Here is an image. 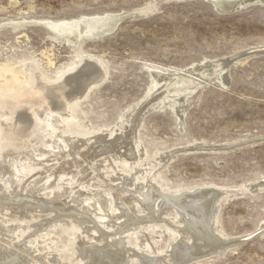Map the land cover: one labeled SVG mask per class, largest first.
<instances>
[{
    "label": "rangeland",
    "instance_id": "1",
    "mask_svg": "<svg viewBox=\"0 0 264 264\" xmlns=\"http://www.w3.org/2000/svg\"><path fill=\"white\" fill-rule=\"evenodd\" d=\"M121 12L129 15L113 31L80 38L75 46L40 22ZM76 52L95 59L101 79L81 92L74 84L64 87L62 96L80 94L63 108L65 128L56 142L67 147L55 149L58 161L54 154L39 155L50 148L40 146L32 129L41 126L36 118L43 119L48 106L33 83L21 97L0 105V176L8 169L1 166L4 161L28 169L21 182L25 190L0 181V264H96L89 251L95 246L105 253L122 250L109 264H126L129 257L142 264H264V0H247L232 12L219 11L210 0H0V67L34 62L54 79L76 60ZM205 59L225 60L227 69L215 72ZM192 64L196 71L167 89L186 94L179 118L173 98L159 99L161 89L148 92V67L174 73ZM89 179L90 185L81 187ZM213 186L220 190L204 225L223 244L180 259L177 252L199 243L186 227V212L199 211L189 199ZM245 187L253 191L229 197L223 192ZM172 194L184 199L174 203ZM95 198L102 206L89 209ZM124 199L139 200V212H131ZM108 207H116L115 216ZM167 209H175L179 221L173 214L163 216ZM106 213L110 218L104 221L113 229L97 227L98 234L91 232L92 239L80 244L73 225L90 229L99 224L94 215ZM144 224L155 226L130 239ZM173 228L190 231V240L173 241ZM143 245L147 256L138 252Z\"/></svg>",
    "mask_w": 264,
    "mask_h": 264
},
{
    "label": "bare ground",
    "instance_id": "2",
    "mask_svg": "<svg viewBox=\"0 0 264 264\" xmlns=\"http://www.w3.org/2000/svg\"><path fill=\"white\" fill-rule=\"evenodd\" d=\"M211 4L216 7L219 11L222 10H232L235 9L238 6H241L242 4H244L245 2L247 3V0H210ZM140 14L146 13V12H142L140 11ZM127 12H121V13H105V14H96V15H89V16H80L77 18H71V19H55V20H50V19H41L40 22H42V24H44L45 26H47L48 30H50L52 32V34L54 36H59V37H64V39L66 40L67 43H69L72 46L77 45L78 41L80 38H85V37H89L90 36H101L104 35L106 33H109L111 31H113L117 25L118 22L121 20V18L126 15ZM41 24V25H42ZM18 26V25H17ZM44 26V27H45ZM16 27V25L14 26ZM82 27V28H80ZM16 29V28H14ZM22 39V37H21ZM23 44V43H22ZM69 45V46H70ZM77 53V52H76ZM82 53V52H81ZM81 53H77L75 55V61H73L72 63H70L65 69L62 70H58L56 73L55 78H51L47 75H45L43 72H41L37 66L36 63L32 62L31 65H24L23 67L20 68H6V67H0V105L5 104L6 100L9 99L10 97L14 98L13 100H16L21 93H23V91H26V89H28V87L30 86V84H34L35 87L38 89V92L42 95V102L46 103V105L48 106V111L46 110L45 112V117H43V119L40 118H36V123H40V127H33L32 132L33 133H37V135L39 134V139H38V143L40 144V146L44 147V148H50L48 151L46 152H42L39 153V155H44L45 153L48 155H52L54 154L55 156H53V159H56L57 156L59 154H56L58 152L55 151V149H59L62 150L64 147H67L66 144H57V140L60 139L62 136H60V133H63L61 131H63L64 124H65V119H64V115L67 113V111H64V109L66 108V110L71 106L72 102H75L76 97L74 95L76 94H80V89L83 90L82 88L85 87V85H88V87L95 83L96 81H98V79H101V74H100V70L98 67V63L95 61V59L91 58L92 56H85L82 55ZM206 60V59H205ZM215 60V59H214ZM51 61V60H50ZM202 63V62H201ZM200 63V64H201ZM205 65H207L210 68H213L212 70H214L216 67V69L220 68V70H226L227 69V61L225 60H217V61H212V59L210 60H206L204 62ZM5 66V65H4ZM186 68V67H185ZM197 68V64H192L189 65V67H187L184 70H179L177 72L174 73H165L163 72L161 69H159L156 66H149V72H150V76H151V86L148 89L149 91H153V90H160L159 92V99H161L163 96H167V97H171L173 98L176 102L175 105H173V109L176 112V115L181 118L182 114H181V107L183 106V100L184 96L186 94H183V92L181 91V89L179 88H175V90L171 93H168L167 89L168 86L170 85H177L182 83V80L184 79V77H188V75H192V73L194 71H196ZM202 68V67H201ZM101 69V68H100ZM191 69V71H189ZM38 70V71H37ZM165 70V69H164ZM167 70V69H166ZM203 70V69H202ZM215 71V70H214ZM211 72V71H210ZM217 72V71H215ZM199 73V72H198ZM201 73V72H200ZM213 73V72H212ZM47 74V73H46ZM195 74V73H194ZM196 75V74H195ZM201 75V74H200ZM183 77V79H182ZM190 77V76H189ZM193 77V76H192ZM202 77V75H201ZM194 78V77H193ZM195 80V79H194ZM100 81V80H99ZM198 82V81H197ZM69 86V84H74L75 87H77L76 89H78L79 91H75V92H71L67 95H63L62 96V92L64 87ZM198 84V83H197ZM94 85V84H93ZM92 85V86H93ZM33 87V86H32ZM31 87V88H32ZM30 88V89H31ZM34 88V87H33ZM32 88V89H33ZM30 89L28 91H30ZM31 89V90H32ZM35 89V88H34ZM36 89V90H37ZM186 91V90H185ZM184 91V92H185ZM31 92V91H30ZM37 92V93H38ZM87 92V91H85ZM27 93V91H26ZM151 93V92H150ZM36 94V93H35ZM153 94V93H152ZM157 94V93H156ZM22 95V94H21ZM31 95V94H30ZM163 95V96H162ZM21 97V96H20ZM82 96H80L81 98ZM144 97L145 100V104L148 102V100L150 99V95L148 93H146ZM166 97V98H167ZM79 99V97H78ZM143 99V98H142ZM179 99V100H178ZM143 101V100H141ZM144 104V103H143ZM142 105V104H141ZM136 107V106H135ZM140 107V106H139ZM149 107V106H148ZM64 108V109H63ZM137 110V109H136ZM40 113V112H39ZM133 113V112H132ZM138 114V113H137ZM133 114H131L132 116ZM133 117H135L133 115ZM132 117V118H133ZM131 120V119H130ZM129 122V121H128ZM133 123V122H132ZM135 126H136V122ZM139 123V122H138ZM137 123V124H138ZM2 122L0 121V143L3 140V128H2ZM134 125V124H133ZM126 126V125H125ZM130 126V125H129ZM132 126V124H131ZM130 126V127H131ZM134 126V127H135ZM128 127V126H127ZM110 128V127H109ZM126 129V127H124ZM133 129V127H131ZM136 128V127H135ZM118 129V128H117ZM129 129V128H128ZM105 130V129H104ZM110 130V129H109ZM135 130V129H134ZM107 131V130H106ZM131 132V131H130ZM136 133V132H135ZM134 133V135H135ZM121 134V133H120ZM119 134V135H120ZM126 134V131L122 132V135ZM129 134V133H128ZM63 135V134H62ZM65 137V136H64ZM76 137V136H75ZM129 139L131 136H129ZM70 139V138H69ZM83 139V138H82ZM67 140V139H66ZM57 141V142H56ZM65 141V140H64ZM85 141V140H84ZM131 141V147L133 149L138 150L139 148L136 147L135 143L133 142V138L131 137V139L129 140ZM5 143V142H4ZM68 143V142H67ZM72 143V142H71ZM70 143V144H71ZM69 144V143H68ZM85 146V145H84ZM91 146V145H90ZM1 147V146H0ZM3 147V146H2ZM37 147V146H36ZM87 147V146H86ZM85 147V148H86ZM102 147V146H101ZM139 147V146H138ZM91 147L87 148L86 150L89 151ZM83 149V148H82ZM38 150V149H36ZM40 150V149H39ZM45 150V149H44ZM81 150V149H80ZM165 151V150H164ZM33 152V151H32ZM68 152V151H67ZM36 155V153H35ZM62 156V155H61ZM21 157V156H20ZM36 157V156H35ZM39 157V156H38ZM43 157V156H42ZM41 158V157H40ZM44 158V157H43ZM42 158V159H43ZM39 159V158H37ZM40 161V160H39ZM58 161V158H57ZM106 162V161H105ZM55 163V162H54ZM85 164V163H84ZM90 164V163H89ZM88 164V165H89ZM92 164V163H91ZM94 164V163H93ZM83 165V164H82ZM87 165V166H88ZM95 165V164H94ZM1 166H6L7 172L5 175H1L0 176V181L1 183H5V182H10V183H15L16 186L19 187L20 190H25L26 188L23 187V185H21V182H23L24 178L28 175V169L27 167L24 168V166L20 165H15L12 163H9L7 161H4V163ZM92 165H90L89 169L91 168ZM79 167V166H78ZM98 167V166H97ZM1 168V167H0ZM29 168V167H28ZM37 168V167H36ZM81 168V167H80ZM88 168V167H87ZM30 169V168H29ZM35 169V168H34ZM70 169V168H69ZM82 169V168H81ZM102 169V168H101ZM32 170V168H31ZM92 170V169H90ZM31 172V171H30ZM61 174H65L63 171L60 172ZM31 174V173H30ZM50 174V173H49ZM60 174V175H61ZM103 174V173H102ZM88 175V174H87ZM62 176V175H61ZM82 176V175H81ZM48 177V176H47ZM89 177V176H88ZM27 178V177H26ZM50 178V176L48 177ZM81 178V177H80ZM97 178V177H96ZM51 179V178H50ZM78 179V178H77ZM68 180V179H67ZM66 180V181H67ZM102 180V179H101ZM146 180V179H145ZM48 181V180H47ZM51 181H53L51 179ZM75 181V180H74ZM62 182V181H61ZM69 182V181H68ZM87 185L83 184V186L81 185V187L84 186H89L91 182V179L86 180ZM98 182V181H97ZM102 182V181H100ZM104 182V181H103ZM55 183V182H54ZM53 183V184H54ZM70 183V182H69ZM68 183V184H69ZM75 183V182H74ZM42 184V183H41ZM48 184V183H47ZM52 184V186H53ZM65 185H67L66 183H63ZM93 184V183H92ZM61 185V184H60ZM63 185V186H65ZM11 186V185H10ZM47 186V185H46ZM71 186V185H70ZM209 186V185H207ZM12 187V186H11ZM27 187V186H26ZM43 187V186H42ZM78 187V186H77ZM147 187V186H145ZM206 187V185H205ZM44 188V187H43ZM67 188V187H66ZM71 188V187H70ZM69 188V189H70ZM87 188V187H85ZM92 188V187H91ZM262 188V187H261ZM60 189V188H57ZM72 189V188H71ZM96 189V188H95ZM193 189V188H192ZM48 190V188L46 189ZM220 190V189H219ZM218 188H215L214 186L211 188H207V189H203V190H197L196 192H194V194L190 197L189 199V203H191V201H196L198 207H199V211H190V212H186V227L190 228L191 232H194L195 234H197V237H199V243H196L192 249L190 248V250L188 249L187 251L181 250L183 248H181L180 252L178 253V257L181 259L182 257L184 258L185 256L187 257V255L190 254H195L198 252H201L203 249L204 250H213V249H217L220 247V245L222 244L218 242V240L216 241V239L212 238L211 236H209V231H207L205 225H204V216L206 214H208L209 212H211L215 202H216V197L218 194ZM56 191V189H55ZM55 191H51V193H53L52 195L55 194ZM100 191V190H99ZM229 191L231 190H223L225 197H229L232 195H236V194H242L244 193V191H248V192H252L253 190H251V188L249 187H245L243 189H241L238 192H233L231 194H229ZM62 192V191H61ZM64 192V191H63ZM86 192V191H85ZM97 193V192H96ZM99 193V192H98ZM193 193V192H192ZM109 194V193H108ZM189 194V193H188ZM229 194V195H228ZM60 194H57V196ZM87 195V194H85ZM88 195L91 196L90 193H88ZM102 194H99V196ZM141 196L143 194H140ZM190 195V194H189ZM188 195V196H189ZM89 196V197H90ZM93 196V195H92ZM96 196V195H95ZM98 196V195H97ZM109 196V195H108ZM115 196V195H114ZM113 196V198H114ZM185 196V195H184ZM52 197V196H51ZM84 197V196H83ZM94 197V196H93ZM116 197V196H115ZM144 197V196H143ZM170 197V199H172L175 202H180L182 201L181 196H179L178 194H172ZM50 198V197H48ZM55 198V197H54ZM66 198V197H65ZM112 198V199H113ZM147 197H144V199H146ZM165 198V197H164ZM184 199V198H183ZM67 200V199H66ZM125 200V199H124ZM83 203L86 204V202L88 203V199H82L81 200ZM105 201V200H104ZM126 201V200H125ZM56 202V201H55ZM125 203H127L131 209V212L134 213H138L140 207L139 204H141V202H139V200H135V202H128L126 201ZM144 203V202H143ZM47 204V203H46ZM109 205L115 206V198L114 201H108ZM101 202L99 199H93L92 203L90 201V203H88L87 206H89L88 208L93 209L96 208L97 206H100ZM48 206V205H47ZM80 206V205H79ZM102 206V205H101ZM189 206V205H188ZM192 206V205H191ZM128 207V208H129ZM186 207V206H185ZM87 208V209H88ZM126 208V206H125ZM143 208V207H142ZM189 208V207H188ZM74 210V208H73ZM128 210V209H127ZM93 211V210H92ZM108 214H110L109 216H115L116 214V207L114 209H111L110 207L107 208ZM155 211V210H153ZM188 211V210H187ZM94 212V211H93ZM167 214H173L176 219H180L178 216V212L175 209H167L166 211L163 212V216L167 215ZM200 214V215H198ZM106 213L104 215H99L96 216L94 215V218H96L99 222V224H95L93 225V227H91L90 229L85 230L83 227L80 228V226H78V224L76 225V223L73 225V231L79 233V235L81 236V242L85 243L87 242L91 237H90V233L91 232H96L98 229L97 227L101 228V229H105L108 231H110V229H113V226L109 223V217ZM86 217V216H85ZM84 217V218H85ZM109 217V218H108ZM117 217V216H116ZM167 217V216H166ZM172 217V216H171ZM88 218V217H86ZM170 218V217H169ZM1 217H0V227H4L3 219L1 221ZM108 219L105 223L104 220ZM166 219V218H165ZM171 219V218H170ZM173 219V218H172ZM175 219V220H176ZM95 220V219H94ZM119 220V219H118ZM66 221V220H65ZM104 221V222H103ZM179 221V220H178ZM68 222V221H67ZM128 223V222H127ZM131 223V222H130ZM156 224V223H155ZM155 225L150 224V225H140L138 227V231L136 233H134L133 235L129 234V238L134 240V238H136L138 236V234L143 231H145V229L147 227H153ZM157 226V225H156ZM6 227V226H5ZM161 227V226H159ZM11 229V228H10ZM134 229V228H133ZM213 230L218 233L219 235V227L217 225V223L213 224ZM114 231V230H113ZM172 231H174V237H173V241L177 240L178 238H181L183 240H190V231H178L175 228L172 229ZM5 232V231H4ZM98 232V231H97ZM96 232V233H97ZM129 232V231H128ZM209 232V233H208ZM95 233V234H96ZM108 235H110L109 232H107ZM127 233V232H126ZM94 234V233H93ZM98 234V233H97ZM143 234V233H142ZM211 234V233H210ZM217 234V235H218ZM127 235V234H126ZM146 235V234H145ZM93 236V235H92ZM143 236V235H142ZM90 237V238H89ZM97 237V236H94ZM222 237V235L220 236ZM219 237V238H220ZM87 238H89L87 240ZM224 238V237H222ZM238 238V237H237ZM92 239V238H91ZM129 239V240H130ZM142 239V238H141ZM228 239V238H226ZM85 240V241H84ZM95 240V239H94ZM97 240V239H96ZM126 240V238H125ZM132 240H130L129 242H127L128 245H132ZM221 240V239H220ZM225 240V239H224ZM223 240V241H224ZM90 241V240H89ZM79 242V241H78ZM98 242V241H97ZM147 242H145V245H147ZM221 242V241H220ZM90 243V242H89ZM79 244V245H80ZM87 244V243H85ZM84 244V245H85ZM2 245V244H1ZM83 245V244H82ZM89 245V244H88ZM94 246H95V242H94ZM93 246V247H94ZM138 246V245H137ZM136 246V247H137ZM140 246V245H139ZM172 246V244L170 245ZM169 246V247H170ZM79 247V246H77ZM85 246H83L84 248ZM87 247V246H86ZM85 247V248H86ZM168 247V248H169ZM8 247L4 246V249H7ZM81 248V247H79ZM78 249V248H77ZM87 249V248H86ZM89 249H91L89 247ZM103 248H101V246H95V248H92V250H89L90 253L92 252V256L93 259H95V263L96 264H109L110 261L113 262V260L118 256V257H122L123 254L120 252L122 250H118V249H113L112 251H107L108 253H105L102 251ZM123 249V248H122ZM132 249V248H131ZM187 249V248H185ZM83 250V249H82ZM88 250V249H87ZM104 250V249H103ZM137 250V249H136ZM85 251V250H84ZM83 251V252H84ZM131 251V250H130ZM179 251V250H177ZM81 252V251H80ZM138 252H141V255H145L147 256V249L146 246H142V247H138ZM205 252V251H204ZM213 252V251H212ZM127 253V252H126ZM147 253V254H146ZM109 256H108V255ZM151 254V253H150ZM164 254V253H163ZM206 254V253H205ZM116 255V256H113ZM156 256L157 253H155ZM175 257V256H174ZM161 258V257H160ZM163 258V256H162ZM113 259V260H111ZM118 259V258H117ZM116 259V260H117ZM158 259V258H157ZM196 259V258H195ZM163 261V260H162ZM156 262V261H155ZM159 262V261H158ZM161 262V261H160ZM171 263H175L172 262ZM20 264V263H17ZM33 264V263H31ZM126 264H142V262L138 259H132V257H129V259L126 261Z\"/></svg>",
    "mask_w": 264,
    "mask_h": 264
},
{
    "label": "water",
    "instance_id": "3",
    "mask_svg": "<svg viewBox=\"0 0 264 264\" xmlns=\"http://www.w3.org/2000/svg\"><path fill=\"white\" fill-rule=\"evenodd\" d=\"M234 10H235V9H232V10H222V11H225V12H232V11H234ZM126 15H129V14H126ZM126 15H124V16L121 18V20L124 19V17H125ZM121 20H120V21H121Z\"/></svg>",
    "mask_w": 264,
    "mask_h": 264
}]
</instances>
